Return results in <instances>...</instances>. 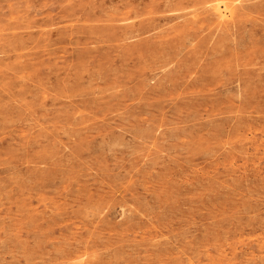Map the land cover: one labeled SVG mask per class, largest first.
Listing matches in <instances>:
<instances>
[{"label": "rangeland", "instance_id": "1", "mask_svg": "<svg viewBox=\"0 0 264 264\" xmlns=\"http://www.w3.org/2000/svg\"><path fill=\"white\" fill-rule=\"evenodd\" d=\"M221 1L0 0V264H264V0Z\"/></svg>", "mask_w": 264, "mask_h": 264}, {"label": "bare ground", "instance_id": "2", "mask_svg": "<svg viewBox=\"0 0 264 264\" xmlns=\"http://www.w3.org/2000/svg\"><path fill=\"white\" fill-rule=\"evenodd\" d=\"M223 1H224V0H223ZM223 1H221L222 3H221V2H220V3L223 4ZM216 2H217V1H216ZM218 2H219V1H218ZM224 3H225V1H224ZM221 4L218 5V4L215 3L216 6H215V7H212V10H216V13H218V15L221 14V7H220ZM223 5H225V4H223ZM213 8H215V9H213ZM228 8H229V7H227L226 10H228ZM222 10H224V9L222 8ZM214 13H215V11H214ZM218 15H216V16H218ZM222 15H223V14H222ZM220 16H221V15H220ZM220 16H219V17H220ZM223 17H224V16H223ZM221 19H222V18H221Z\"/></svg>", "mask_w": 264, "mask_h": 264}]
</instances>
